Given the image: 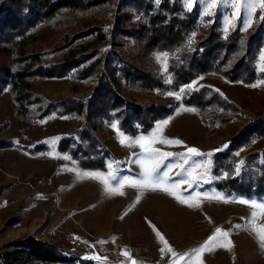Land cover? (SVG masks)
I'll return each mask as SVG.
<instances>
[{
  "label": "rangeland",
  "instance_id": "1",
  "mask_svg": "<svg viewBox=\"0 0 264 264\" xmlns=\"http://www.w3.org/2000/svg\"><path fill=\"white\" fill-rule=\"evenodd\" d=\"M120 1L104 0V3L98 7L99 14L95 16L73 14L74 21L63 30L41 31L36 47L33 44L37 51L44 48L55 49L71 37L92 30L97 24H103L102 29L105 30L107 39L103 43L90 45L89 48H98L99 53L69 76L48 80L35 79L31 90L42 94L46 99L89 98L100 75L107 70L103 66V60L107 54L114 52L122 61L132 60L133 39L119 34L114 26L116 16L123 12L119 11L122 10ZM154 2L157 4L156 0ZM181 3L183 9L189 13H192L194 9L197 10L198 26L210 25L216 21L219 30L224 34L220 12L202 20L197 7L187 10L182 0ZM135 20L136 18L128 25V33ZM209 20L211 23L208 22ZM259 20L264 23L261 15ZM252 27L250 30L240 31L247 34ZM195 33L194 40L199 37L196 31ZM92 41L93 37L87 36L77 39L75 44L89 45ZM13 54V51L0 52V65L5 62L12 65ZM63 54L64 52L59 54V57H53V60H62ZM156 54L151 56L150 63L153 64L154 71L166 82L170 79V75L168 72H161V64L157 62ZM169 57L170 55L168 60ZM257 64L258 57L255 69L259 75L261 72L258 71ZM86 66H92L91 76L88 79H78L77 74ZM260 80L264 79L259 78L252 84ZM189 84L193 87L180 93V89ZM189 84L175 92L180 95L179 100L175 96L167 95L169 91L146 92L125 86L122 82L115 85V88L122 98L136 105L172 102L177 106L173 114L167 118L169 124L164 128L163 135L179 139L183 145H155L173 153H183L186 150L184 146H188L195 147L204 153L213 152L214 155L225 149L226 144L223 140L232 136L243 126L264 117V85L253 88L249 87L251 84L229 83L211 74L201 76ZM204 86L214 89L241 109L222 130L219 127L211 128L204 125L195 111H188L186 109L191 108L181 104L186 92L195 91ZM29 112L35 115L36 108L29 109ZM210 115L213 119L220 117L218 111H210ZM113 122L117 120L105 122L97 131L101 145L111 154V159L107 160L106 165L113 163L118 180L123 176L137 177L140 168L138 164L132 162L137 158L132 154L139 153L140 149L121 146L116 132L110 126ZM81 123L79 116L59 117L54 114L33 123L26 117H20L9 89L6 88L3 91L0 96V142L10 141L15 146L28 148L45 145L48 149L45 153L36 156H31L16 147L0 149V249L13 241L33 237L55 246L65 254L92 261L94 264H131L129 258L121 255L123 251H128L131 258L137 260L138 264H170L171 259H178V257L173 258L165 253L162 258L159 248L163 245L158 243L152 226H155L169 241L178 254L191 252L192 249L199 247L216 227H220L230 231V239L234 247L231 250L217 249L212 253L203 254L204 264H264V250L259 247L255 234L245 227L239 229L233 227V225L247 224V218L250 215L249 207L231 202L237 199L261 201L264 198L225 195L230 202L206 200L199 208H189L161 191H147L141 196L139 202H135L137 191L129 187L124 189L123 196H108L103 192L99 182L80 178L77 173L86 170L80 169L67 154L60 153L56 149L60 139L78 128ZM156 124L157 122L145 135L150 133ZM261 146H248L233 152L235 166L243 161L246 153L260 149ZM216 149L221 150L214 151ZM65 155L69 157L68 160L63 158ZM166 162L180 161L179 157H176ZM243 168L244 164L241 170ZM212 169L213 164L207 177L209 182L199 184L195 191L218 192L214 184L223 178L224 174L214 176ZM107 171L106 167L105 173ZM178 171H180L178 168L172 170L170 182L184 178L175 175ZM186 188L187 185H181L180 188L185 196L189 194L184 191ZM261 223H264V217L257 220V224ZM94 256L100 259H91Z\"/></svg>",
  "mask_w": 264,
  "mask_h": 264
},
{
  "label": "trees",
  "instance_id": "2",
  "mask_svg": "<svg viewBox=\"0 0 264 264\" xmlns=\"http://www.w3.org/2000/svg\"><path fill=\"white\" fill-rule=\"evenodd\" d=\"M103 3L104 0H0V52H14L12 65L7 62L0 65V96L8 88L20 117H26L33 123L52 114L59 117L79 116L81 125L60 139L56 149L67 154L80 169L106 171V162L111 159V154L97 137V131L105 122L117 120L119 129L134 137L150 131L156 122L169 118L177 107L172 102L136 105L119 95L115 88L118 83L146 92H178L180 87L210 74L229 83L243 85L264 79V73L257 75L255 69L259 51L264 46V23L259 20L260 10L254 16L249 33L240 31L241 22L238 20L235 29L230 30L225 38L216 21L198 26L197 10L194 9L192 13L185 11L181 0H160L159 4L154 0H121L122 10L119 11L123 12L116 16L114 26L119 34L133 39L132 60L122 61L114 52L107 54L103 60L107 70L100 75L89 98L46 99L31 90L35 79L69 76L99 53L98 48H89L90 45L103 43L107 39L103 24H97L92 30L71 37L55 49L37 51L33 44L36 47L40 32L67 28L74 21L75 13L98 15V7ZM135 18L128 33V25ZM195 31L199 37L191 47H186L188 36ZM87 36L93 37L91 44H75L77 39ZM62 52V60H53ZM164 52L170 55L167 72L171 83H166L150 63L153 54ZM92 69V66L82 68L77 78L88 79ZM181 104L194 109L204 125L221 130L241 110L206 86L186 92ZM34 107L35 115L29 112ZM210 111H218L220 117L213 119ZM223 141L225 149L212 156V174L228 175L215 182L214 188L227 196L263 199L264 117L243 126ZM248 146L261 147L243 156L244 168L236 174L232 153ZM5 147L21 148L31 156L45 153L48 149L45 145L28 148L15 146L10 141L0 142V149ZM0 264L94 262L65 254L33 237H25L0 249Z\"/></svg>",
  "mask_w": 264,
  "mask_h": 264
},
{
  "label": "snow or ice",
  "instance_id": "3",
  "mask_svg": "<svg viewBox=\"0 0 264 264\" xmlns=\"http://www.w3.org/2000/svg\"><path fill=\"white\" fill-rule=\"evenodd\" d=\"M159 4L160 0H156ZM195 3H201L202 20L204 17L214 16L215 10L222 5H227L234 9L233 12L229 13L223 20V28L225 38H227L229 31L234 30L236 24L234 21L241 19V11H246L247 16L243 17V27L241 31H247L248 27L253 23V17L260 10L261 18L264 19V0H184V4L188 10H191ZM212 9L213 11H209ZM211 23V21H208ZM196 33H191L186 42V47H191L194 43ZM168 56L167 52L157 53L156 60L161 64V72L167 73L168 71ZM258 71L264 73V48H261L258 55ZM166 83H171V79L167 80ZM264 85V80H260L255 84L249 85V87H259ZM193 85L189 84L180 89V93L185 92L187 89H191ZM167 95L175 96L177 100L180 99V95L175 92H168ZM188 111H194V109H186ZM169 124V120L165 119L157 122L155 128L148 134H141L137 136H128L122 132L117 122H113L110 126L116 132L118 142L121 146L127 147H139V153H133L134 157H137L132 162L139 165L140 172L137 177L123 176L119 180L117 179V171L113 168V163H108L106 165L108 171L107 173L102 171H85L79 172L77 175L80 178H89L99 182L102 185L103 192L108 196L125 194L124 189L126 187L135 189L137 191V196L135 202H139L141 196L147 191H161L167 193L169 196L173 197L178 203L186 205L189 208H199L204 201H219L223 203L230 202L229 198L226 197L221 192H197L195 188L201 183H208V175L212 167L211 157L213 152L204 153L195 147H185L183 153H173L169 151H164L162 148L156 147L155 145L164 146H181L183 142L179 139L168 138L163 135L164 128ZM226 147V145H225ZM221 149H216L214 151H220ZM239 155V153H237ZM179 157L177 163H167L170 158ZM68 160L69 157L65 155L63 157ZM204 158V159H197ZM244 161H240L235 166V172L239 174L241 171V166ZM187 166V167H186ZM180 169L175 175L183 179L171 181L170 173L173 169ZM225 176L228 173L224 174ZM115 181V183H113ZM181 185H187L184 189L185 192H189L187 196L180 191ZM191 190V191H189ZM231 202L240 203L242 205L248 206L250 209V215L247 218V224L233 225L234 228L245 227L249 231L255 234L259 247L264 250V223L257 224V220L264 217V200H248V199H237ZM243 219V218H242ZM152 230L155 233L158 243L163 246L159 248L160 253L163 255L165 253L170 254L171 257L178 259H171L170 264H204L203 254L212 253L217 249L231 250L234 247L233 241L230 239V231L224 230L220 227H216L212 234H210L203 243L192 249L191 252H185L183 254H178L173 247L170 245L169 241L155 228L152 226ZM121 255L129 258L131 264H138V261L131 258V254L128 251H123ZM91 259L99 260V257H91Z\"/></svg>",
  "mask_w": 264,
  "mask_h": 264
},
{
  "label": "crops",
  "instance_id": "4",
  "mask_svg": "<svg viewBox=\"0 0 264 264\" xmlns=\"http://www.w3.org/2000/svg\"><path fill=\"white\" fill-rule=\"evenodd\" d=\"M182 2H183V5H184V8L187 9L186 6H185V4H184V0H182ZM195 7L198 8V10H199V12H200V18H201V12H202V5H201V3H195L191 10H193ZM187 10H188V9H187ZM257 10H258V9H257ZM209 11H213V10H212V9H209ZM233 11H234V9H232L231 7H228L227 5H222V6H220L218 9L215 10V13L220 12V19H221V25H222V26H223V20H224V18H225L226 16H228L229 13H231V12H233ZM246 16H247V12L242 10V11H241V19H240V20H241V28L243 27V17H246ZM204 18H205V17H204ZM253 18H254V17H253ZM263 20H264V19H263ZM235 22H236V21H234V23H235ZM251 26H252V24H251ZM251 26L248 27L247 30H250Z\"/></svg>",
  "mask_w": 264,
  "mask_h": 264
},
{
  "label": "bare ground",
  "instance_id": "5",
  "mask_svg": "<svg viewBox=\"0 0 264 264\" xmlns=\"http://www.w3.org/2000/svg\"><path fill=\"white\" fill-rule=\"evenodd\" d=\"M161 212V211H160Z\"/></svg>",
  "mask_w": 264,
  "mask_h": 264
}]
</instances>
